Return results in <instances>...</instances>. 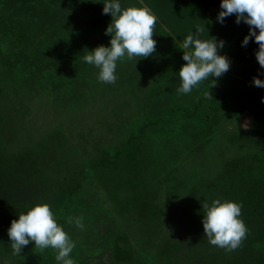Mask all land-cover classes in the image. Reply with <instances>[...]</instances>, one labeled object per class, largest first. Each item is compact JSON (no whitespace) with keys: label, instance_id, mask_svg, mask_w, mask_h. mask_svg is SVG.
I'll use <instances>...</instances> for the list:
<instances>
[{"label":"trees","instance_id":"16d2710c","mask_svg":"<svg viewBox=\"0 0 264 264\" xmlns=\"http://www.w3.org/2000/svg\"><path fill=\"white\" fill-rule=\"evenodd\" d=\"M120 2L151 9L157 43L119 60L108 84L82 59L109 46L104 0H0V264H58L34 242L14 254L7 233L43 203L75 242L76 264H264V88L249 82L264 69L258 44L241 46L249 26L235 14L217 22L221 0ZM196 28L225 41L230 69L180 94L182 41ZM29 98L49 114L30 130ZM99 101L114 103L113 121L105 110L97 119L110 139H95L85 114ZM214 199L242 205L235 250L205 236L202 204ZM76 216L83 230L67 223Z\"/></svg>","mask_w":264,"mask_h":264},{"label":"clouds","instance_id":"9594fccd","mask_svg":"<svg viewBox=\"0 0 264 264\" xmlns=\"http://www.w3.org/2000/svg\"><path fill=\"white\" fill-rule=\"evenodd\" d=\"M220 9L217 22L223 24L226 17L235 14L237 24L243 21L249 26L241 46L246 47L250 40H254L258 44L256 60L260 68L264 69V0H221ZM102 12L110 13L112 17V22L106 28V34L111 36L109 46L100 45L87 51L82 59L98 69L97 78L100 82L114 84L119 60L124 57L144 58L154 53L157 41L153 39V33L157 17L147 6L122 8L120 0H104ZM203 30L196 28L182 41V60L186 63L178 72L181 86L177 92L180 94H188L201 81L210 77L220 78L230 69L228 57L219 54L225 41L209 35L207 39L201 38ZM262 75L264 72L253 77V86L264 88V79L260 78ZM261 102H264V97H261ZM202 207V224L208 242L227 251L235 250L247 232L240 218L242 205L231 200L214 199L211 203L203 202ZM67 223L81 230L85 228L83 216L69 217ZM7 233L14 254L19 255L24 246L34 242L41 249H55L58 264H76L70 255L75 242L58 224L47 203L36 204L20 213L18 219L11 221Z\"/></svg>","mask_w":264,"mask_h":264},{"label":"rangeland","instance_id":"374dc122","mask_svg":"<svg viewBox=\"0 0 264 264\" xmlns=\"http://www.w3.org/2000/svg\"><path fill=\"white\" fill-rule=\"evenodd\" d=\"M258 74H255V76H257ZM252 77V76H251ZM254 77V76H253ZM253 77L251 78V80L249 81L250 83H252V79ZM261 79H264L262 76H260ZM32 100L33 99H36V98H31ZM30 98L25 100V106L24 108H26L28 110L27 113H25V116H24V121H26L24 124L27 126V129H31L33 128L31 126L30 128V122L29 120L31 121H34V124H35V127L38 126V124L40 125V123L47 119L49 117V114L47 115H44V116H41L40 115V109L39 107H42L41 109L43 111H45V108H44V104L42 106H40V104H38L36 102V100L32 101ZM112 105H114V103H111ZM27 105V106H26ZM112 105H110V103H104L103 101H99L97 102L95 105H93L92 107H88L86 108V115L89 116L90 118V121H88L89 123H91L92 125V128H93V133L95 135V139L97 137V134L101 132L100 136H101V140H104V139H110L112 136H113V133L112 135L110 133H108V131L104 130L103 128V125L100 124L97 119H101L104 115H103V110L106 111V115L108 114V118H109V121H113V119L111 118L112 115H110L109 113V109L110 108H113ZM22 108V107H21ZM23 109V108H22ZM42 111V112H43ZM51 110H49L50 112ZM20 114H23V113H20ZM251 121V118L250 116L248 115H243L241 118H240V124H241V127L242 128H247L249 123ZM87 122V123H88ZM79 132V128L78 129H72V135H71V138L73 141H76L78 139V134Z\"/></svg>","mask_w":264,"mask_h":264}]
</instances>
